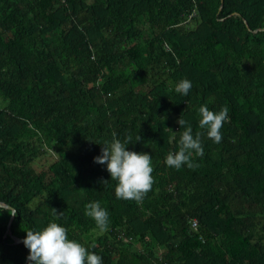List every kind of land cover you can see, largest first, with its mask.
I'll use <instances>...</instances> for the list:
<instances>
[{
	"label": "trees",
	"instance_id": "trees-1",
	"mask_svg": "<svg viewBox=\"0 0 264 264\" xmlns=\"http://www.w3.org/2000/svg\"><path fill=\"white\" fill-rule=\"evenodd\" d=\"M201 105L229 109L220 143ZM180 116L203 133L194 169L165 164ZM113 132L152 157L142 203L94 162ZM0 203V264L50 222L103 264H264V0H0Z\"/></svg>",
	"mask_w": 264,
	"mask_h": 264
},
{
	"label": "clouds",
	"instance_id": "clouds-1",
	"mask_svg": "<svg viewBox=\"0 0 264 264\" xmlns=\"http://www.w3.org/2000/svg\"><path fill=\"white\" fill-rule=\"evenodd\" d=\"M192 88V82L182 79L176 85L175 91L187 96ZM229 109L222 107L219 112L211 111L206 105L198 109L199 128L206 130V135L214 143L222 141L221 129L229 120ZM180 128L185 130L180 133L178 151L169 152L165 158L168 167L179 170L182 166L189 169L198 167L193 162V155L203 156L201 136L197 132L195 137L191 125L180 116L177 120ZM187 125V126H186ZM141 137L136 136V142ZM132 143L131 135H127L123 141L112 133V141L105 142L101 148V154L94 157L97 164H106L111 180L117 181L115 196L117 199L134 200L142 203L144 197L151 191L154 178L152 157L149 153L127 150ZM108 181H104L107 184ZM8 209H0V212ZM53 210V215L60 219L64 212ZM10 211V210H9ZM11 215H15L10 211ZM85 215L91 217L100 231L108 230V212L101 207L98 201L86 205ZM23 240L24 246L29 250L27 260L29 264H103V258L89 250L84 244L68 238V229L56 222H50L40 231L27 230ZM91 247H95L93 244Z\"/></svg>",
	"mask_w": 264,
	"mask_h": 264
},
{
	"label": "water",
	"instance_id": "water-1",
	"mask_svg": "<svg viewBox=\"0 0 264 264\" xmlns=\"http://www.w3.org/2000/svg\"><path fill=\"white\" fill-rule=\"evenodd\" d=\"M0 205H2L3 207L9 208V206H8L7 204H2V203H0ZM11 212H13L12 209H11ZM11 216H12V215H11ZM11 216H10V218H11ZM10 218H9V220H10ZM7 227H8V226H7ZM8 233H9V232H8ZM12 238H13V242H15V243H17V242H21V241L24 240V238H17V237H14V236H12ZM28 255H29V254H28ZM27 257H28V256H27ZM27 257H26V260H27ZM26 260H25L24 264H27Z\"/></svg>",
	"mask_w": 264,
	"mask_h": 264
},
{
	"label": "rangeland",
	"instance_id": "rangeland-1",
	"mask_svg": "<svg viewBox=\"0 0 264 264\" xmlns=\"http://www.w3.org/2000/svg\"><path fill=\"white\" fill-rule=\"evenodd\" d=\"M48 159H49L48 157H46V158L43 157V158L40 159L39 162H40L41 164H44V165H45V163H46L47 161H49Z\"/></svg>",
	"mask_w": 264,
	"mask_h": 264
},
{
	"label": "built area",
	"instance_id": "built-area-1",
	"mask_svg": "<svg viewBox=\"0 0 264 264\" xmlns=\"http://www.w3.org/2000/svg\"><path fill=\"white\" fill-rule=\"evenodd\" d=\"M191 226L194 227L195 226V220L191 221Z\"/></svg>",
	"mask_w": 264,
	"mask_h": 264
}]
</instances>
